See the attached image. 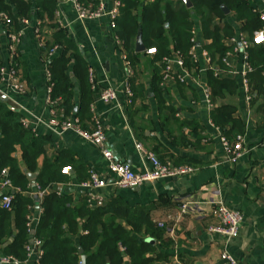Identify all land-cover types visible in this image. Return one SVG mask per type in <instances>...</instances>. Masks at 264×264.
I'll return each mask as SVG.
<instances>
[{
	"label": "crops",
	"instance_id": "1",
	"mask_svg": "<svg viewBox=\"0 0 264 264\" xmlns=\"http://www.w3.org/2000/svg\"><path fill=\"white\" fill-rule=\"evenodd\" d=\"M102 1L109 10L113 0ZM244 1L252 12L258 16L264 15V0ZM16 19V26L13 21L10 26H5L0 20V66L15 64L27 91L21 95L3 87L0 99L20 114L26 129L49 140L45 155L37 160L39 170L45 160L53 163L54 158L63 163L61 170L70 168L68 175L62 174L60 170L59 179L45 188L35 182L28 183L25 188L12 183L20 190L14 194V198L22 196L33 201L27 207L26 221L30 218L33 229V235L27 234V242L32 237L38 238L36 232L43 212L42 201L46 196L66 198L70 209L84 205L88 207V191L80 185L89 179L92 170L106 182V187L97 191L105 199L104 206L112 199L119 198L131 209H146L145 217L137 214L133 218H147L148 224L160 232L158 239L146 238L154 246V251L147 255L155 259L153 264H227L220 257L223 249L239 264H264V116L258 110L263 99L260 96L253 105L251 100H247L248 93L242 86L240 76L233 73L241 68L239 56L231 54L228 59L229 67L226 69L232 70V74H222L217 78L232 80L238 87L236 95L226 96L216 102L219 106H235L232 119L242 124V132L237 135H243L246 152L236 163L230 164L226 161L219 142L221 135L231 137L226 135L230 126L223 128L211 122L213 106L211 104L209 107L204 102L200 88L193 81H188L186 85L169 82L163 85L162 65L156 63L158 81L152 86L151 72L145 69L144 63V59L152 56H141L138 61L136 57H132L133 61L128 58L134 71V86L137 90L134 100L128 104L124 93L127 85L126 65L122 59L127 54L115 29L110 28L108 19L103 17L81 22L71 3L65 2L57 6L53 20L67 32L89 69L93 71L97 90L91 92L89 108L92 106L94 114L99 117L107 147L116 161L129 164L136 173L150 171L152 165L147 155L137 149V145H141L161 163L168 161L194 169L190 175L160 179L134 190H122L114 184L116 178L108 172L96 146L83 141L73 130L60 132L49 125L52 116L48 104L49 83L46 73L49 62L60 55V50H56L53 55H50V51L47 55L44 47L48 46L50 36L56 29L50 30L45 25H39L36 33L39 22L36 17L29 20L27 25L22 24L19 16ZM193 20L195 39L204 49L207 42L202 38L200 22L196 17ZM224 22L233 28L232 37L242 33L251 39V36L242 32L244 22L236 21L233 16H229ZM217 23L219 20H216ZM262 24L264 26V22ZM18 33L20 42L13 57L9 51V36ZM232 37L224 40L226 52L232 51ZM212 62L224 69L221 63H216L215 58H212ZM186 65L191 67L190 62H186ZM72 66L71 60L68 72L72 71ZM198 67L206 69L201 59ZM208 72L211 71H203L200 75L201 83L206 86ZM72 82L73 104L77 107L80 89L75 78ZM108 86L116 88L118 92L117 101L113 104H105L98 99L99 91ZM72 117L74 114L69 118ZM58 118L60 119L59 116ZM81 129L87 132L93 130L91 117L84 121ZM14 156L20 169L24 170L18 148ZM34 185L44 193L42 197L37 196V200ZM215 202H222L227 208L243 215L238 236L229 242L219 235L207 232L208 225L214 220ZM184 203H187V210L181 213L180 206ZM9 212L12 213V209ZM79 223L81 224L80 220ZM116 223L126 230L130 229L124 219L117 218ZM15 224L16 220L11 214L7 227L10 236L0 241V257L5 256L2 253L4 246L17 233ZM144 231L145 228H142L141 232ZM133 235L141 241V236ZM73 240L77 245L79 236ZM16 260L20 264H41V260L35 256L25 255V258ZM123 264H129L128 257L123 259Z\"/></svg>",
	"mask_w": 264,
	"mask_h": 264
},
{
	"label": "trees",
	"instance_id": "2",
	"mask_svg": "<svg viewBox=\"0 0 264 264\" xmlns=\"http://www.w3.org/2000/svg\"><path fill=\"white\" fill-rule=\"evenodd\" d=\"M118 1L121 8L115 33L122 42L127 58L133 61L132 57H136L138 61L141 56H147L145 52L147 49L154 48L157 52L152 58L144 59L145 69L151 72L152 86L158 81V67L155 64H159L162 57L167 56L171 49L187 55L191 46L193 17L198 18L200 22L202 38L207 42L206 50L219 64L227 51L224 40L234 35L233 28L224 22L229 16H233L238 22H244L242 32L249 37L253 31L263 26L259 16L252 12L244 0H189L190 8L184 0ZM78 2L90 9L97 4V0ZM224 8L228 11L227 14ZM56 9L55 0H0V13L7 14L15 26L18 21L16 16L28 21L36 17L40 25H45L50 30L56 29L50 36V43L44 47L47 55L55 47L60 50V55L53 58L48 66L52 83L49 98L59 103L56 109L60 120H67L74 114L81 128L84 121L91 117L89 106L92 90L88 80L89 67L67 32L53 20ZM216 20H219V23L216 24ZM139 32L145 48L142 53L135 52ZM249 55L254 70L247 76L248 94L252 105L262 96L263 103L258 106V110L264 116V54L260 47L255 46L250 48ZM71 60L72 71L68 72ZM186 62L189 60L186 59ZM73 78L77 80L80 89L77 107L73 104ZM134 84L132 78L129 83L133 92L132 101L134 93L137 92ZM206 84L213 106L210 113L211 122L223 128L229 125L230 129L226 135H231V139L226 138L232 140L237 133L242 132V124L232 119L236 107L230 104L219 106L216 102L226 96L236 95L237 84L232 80L217 79L211 72L206 74ZM49 143V140L26 129L21 122L20 114L0 99V172L7 169L8 177L14 185L25 188L28 183L35 182L41 188H45L59 179L63 163L56 158L53 163L45 160L41 170L37 167V160L45 155V147ZM17 148L20 150L24 170L20 169L14 156ZM28 174H36L35 180L31 181L27 177ZM32 204V199L15 196L12 213L0 206V241L10 236L7 227L11 214L16 220L17 229V233L2 250L5 256L25 258L24 246L28 241L25 227L27 207ZM42 208L36 232V236L42 241L44 251L41 264H80L82 256H85V264H123L125 257H128L129 264H153L155 260L147 256L154 251V246L147 242L146 238L158 239L160 232L148 224L147 218H133L137 214L145 217L146 209H131L119 198L112 199L101 208L90 209L84 205L70 209L66 198L52 195L43 199ZM107 215L110 216L106 218ZM117 218L124 219L130 229L126 230L116 223ZM142 228H145L143 233ZM133 234L141 236V241ZM76 236H79L77 245L73 240ZM79 250L82 253H79Z\"/></svg>",
	"mask_w": 264,
	"mask_h": 264
},
{
	"label": "built area",
	"instance_id": "3",
	"mask_svg": "<svg viewBox=\"0 0 264 264\" xmlns=\"http://www.w3.org/2000/svg\"><path fill=\"white\" fill-rule=\"evenodd\" d=\"M57 6L61 3L69 2L71 3L73 9L77 14V19L81 22L97 20L103 17H106L109 21V26L111 29L116 28V21L119 17V11L121 8V3L118 0L112 1V6L109 10L106 9L105 4L102 0H97V4L93 9L86 8L82 6L78 0H55ZM0 20L4 23L5 26L11 25L10 17L5 13H0ZM259 20L261 23L264 22V15H259ZM23 25H27L28 20L21 19ZM40 22L36 27V33H38ZM191 46L188 49L187 55L176 49H172L170 54L162 57L160 63L162 65V84L169 83H178L186 85L188 81H193L201 90L202 97L204 102L211 107L210 101V91L205 84L201 83L200 75L203 71H211L213 76L218 78L222 74L231 73L232 70L226 69L229 67V57L231 54L240 57L241 68L238 72H234L239 75L242 81V86L248 93V74L253 72L254 67L250 63L249 51L252 46H258L261 48L264 54V26L260 29L253 31L251 39L245 37L240 33L237 37H232L230 43L233 48L231 52H226L221 58V64L224 66V69L217 67L212 62V57L208 51L202 48L195 39L194 29L191 31ZM20 34H12L9 36L10 45L9 51L11 56H15L17 46L20 42ZM119 41V40H118ZM121 43V41H119ZM57 50L55 47L50 55ZM146 54L148 56L156 55V50L154 48L147 49ZM126 67L127 75V85L125 88V95L127 103L130 104L133 98V92L129 87V83L134 76V71L128 61L127 56L124 54L122 56ZM186 59L191 63V67L186 65ZM200 59L204 61L206 69L199 68ZM220 65V64H219ZM264 75V74H263ZM46 77L49 83L48 87V96L51 93L52 83L49 70L46 73ZM88 80L92 91L97 90V84L94 80V74L91 69L88 70ZM5 87V89L15 93V94H25L27 91L26 86L20 79L18 71L15 64L9 66H0V90ZM118 92L117 89L111 86L102 88L99 91L98 99L99 101L105 104H113L117 101ZM247 100L250 101L251 97L248 94ZM48 104L51 107L50 114L52 119L49 121V125L54 129L64 132L66 130H73L79 138L83 141L88 142L96 146L102 158L106 163L108 172L115 176V185L122 190H134L144 184L153 183L160 179L165 178H176L181 176L190 175L194 172V169L188 165H175L171 162L161 163L152 153H149L143 149L141 145H137V149L146 154L151 165L152 169L150 171H145L142 173H136L132 170L131 166L127 163H121L116 161L113 153L107 147L106 136L104 133L103 126L99 120V117L94 114L93 107H90L91 113V124L93 130L90 132L84 131L80 128L79 120L77 117H72L67 120H60L58 118V113L56 107L59 105L57 101H52L48 98ZM219 142L222 146V150L226 157V161L230 164L236 163L246 152L244 145L243 135H237L232 141H229L225 136H219ZM264 143V142H263ZM70 171L69 167H65L61 170V173L68 175ZM81 188L88 191L86 195V204L89 208H101L105 204V199L102 195L98 194V190L106 187V182L99 174L94 171H90L89 179L82 183ZM36 189V197H42L43 192L37 185H34ZM0 206L1 208L9 211L12 209L14 194L19 193L20 190L15 188L8 177V170L3 169L0 172ZM215 206L214 209V220L207 227V232L210 234H215L223 237L226 242L231 241L236 238L239 234V229L243 221V215L235 210L227 208L222 202L213 203ZM187 210V203H184L180 206V212L184 213ZM26 233L28 235H33V229L30 218L26 221ZM26 257L35 256L38 260H41L43 256L42 242L36 238L32 237L29 242L24 246ZM220 257L227 264H239L228 252L226 249L220 254ZM1 264H20V261L16 260L11 256L0 257Z\"/></svg>",
	"mask_w": 264,
	"mask_h": 264
},
{
	"label": "water",
	"instance_id": "4",
	"mask_svg": "<svg viewBox=\"0 0 264 264\" xmlns=\"http://www.w3.org/2000/svg\"><path fill=\"white\" fill-rule=\"evenodd\" d=\"M184 2L186 3L187 7H191V3L189 2V0H184ZM224 12L225 14L228 13V11L224 8ZM145 51L144 45L142 43V39H141V33L139 32L137 37H136V43H135V52L136 53H142ZM27 177L31 180L34 181L36 178L35 174H28ZM35 199L37 200V197H35ZM79 253H82L81 250H79ZM80 264H85V256L81 257L80 260Z\"/></svg>",
	"mask_w": 264,
	"mask_h": 264
}]
</instances>
